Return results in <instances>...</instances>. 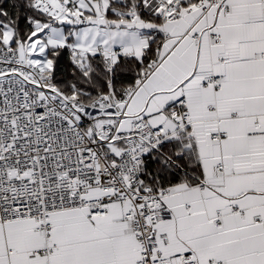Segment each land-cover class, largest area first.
Here are the masks:
<instances>
[{"label":"snow or ice","instance_id":"snow-or-ice-1","mask_svg":"<svg viewBox=\"0 0 264 264\" xmlns=\"http://www.w3.org/2000/svg\"><path fill=\"white\" fill-rule=\"evenodd\" d=\"M0 264H264V0H0Z\"/></svg>","mask_w":264,"mask_h":264}]
</instances>
